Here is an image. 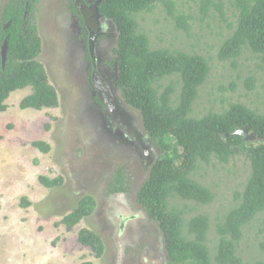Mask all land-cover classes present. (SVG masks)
I'll list each match as a JSON object with an SVG mask.
<instances>
[{"label":"rangeland","instance_id":"374dc122","mask_svg":"<svg viewBox=\"0 0 264 264\" xmlns=\"http://www.w3.org/2000/svg\"><path fill=\"white\" fill-rule=\"evenodd\" d=\"M171 1L177 6L178 15L192 17L188 21L189 34L176 31V22L162 3L134 18L141 33L149 36L151 47L175 50L182 45L195 46L196 53L211 59L212 72L201 88L192 117L203 118L238 102L262 113L264 67L259 57L245 50L234 67L232 62H220L216 51L211 50L221 33H231L228 25L235 20L231 0H214L224 5L229 22L217 20L210 28L200 24L199 2ZM8 2L0 0V22ZM74 3L38 0L33 15L42 39L39 61L57 91L59 107L23 111L19 108L21 100L32 94V88H27L14 92L6 101L8 109L0 113V264H170L159 225L137 203V193L162 153L148 138L141 113L126 103L117 86L113 53L119 36L116 25L105 19L107 22L97 34L95 55L100 80L96 81L92 77L87 34L73 13ZM250 78L255 80L253 91L247 88ZM176 80L167 79L163 84ZM222 97L227 104L221 102ZM245 140L250 144L258 142L249 131ZM36 142L49 144L51 152L41 153L32 146ZM118 170L126 176L130 191L109 194ZM249 175L250 163L245 155L229 165L216 161L201 165L192 178L209 188L215 201L198 206L174 198L170 204L186 210L187 220L208 215L209 246L215 247L218 219L236 205L235 191L246 184ZM41 177L62 178L64 183L47 189L41 184ZM88 195L95 198L96 211L68 232L61 221ZM24 199L31 207L21 208ZM83 229L102 239L105 253L101 258L79 243ZM262 244L264 213L244 230L238 249L243 264L264 260Z\"/></svg>","mask_w":264,"mask_h":264},{"label":"trees","instance_id":"16d2710c","mask_svg":"<svg viewBox=\"0 0 264 264\" xmlns=\"http://www.w3.org/2000/svg\"><path fill=\"white\" fill-rule=\"evenodd\" d=\"M192 1L199 2L200 24L206 28L217 20L229 22L221 2ZM37 2L9 0L2 10L0 113L8 109L6 101L12 93L30 87L32 94L21 102L22 110L43 111L59 107L57 91L39 61L42 39L33 21ZM161 3L168 16L175 20L176 31L189 34L188 21L192 17L178 15L179 10L171 0H103L98 7L100 15L111 20L119 34L113 52L118 71L117 86L126 103L141 113L148 138L162 153L139 189L137 203L148 218L159 225L164 237L163 250L170 264H243L238 249L244 239V230L264 213V111L260 113L238 102L229 103L227 110L203 118L192 117L201 88L212 72L211 59L196 53L195 46L182 45L175 50L151 47L149 36L141 33L134 17L153 11ZM231 8L235 19L228 25L231 33L228 36L221 33L220 38L213 41L215 45L211 50L216 51L220 62H232L234 67L245 50H250L264 67V0H231ZM83 20L80 16L84 28ZM7 38V60L3 65L2 50ZM171 78L177 80L163 84ZM246 83L248 90L253 91L254 78ZM221 102L227 104L228 101L222 97ZM242 130H248L258 142H246L238 133ZM32 146L45 155L52 150L45 142H36ZM240 155L247 157L250 175L246 184L235 191L236 205L218 219L215 229L217 245L212 249L209 246V216L200 214L187 220V211L171 206L170 200L178 198L198 206L210 205L215 201V194L195 181L192 175L201 165H210L213 161L229 165ZM40 182L47 189L61 187L64 183L62 178L51 180L45 177H41ZM112 183L114 187L109 194L130 191L122 170L116 172ZM29 207L31 203L24 199L21 208ZM96 208L95 198L85 196L60 225L72 232L84 219L91 217ZM78 239L81 245L92 250L96 258L104 255L103 241L96 233L83 229ZM261 247L264 249V244ZM255 264H264V260H257Z\"/></svg>","mask_w":264,"mask_h":264},{"label":"flooded vegetation","instance_id":"af4514ba","mask_svg":"<svg viewBox=\"0 0 264 264\" xmlns=\"http://www.w3.org/2000/svg\"><path fill=\"white\" fill-rule=\"evenodd\" d=\"M103 0H97L94 3L93 2H86L85 0H74V4L76 6L72 7L73 13L75 16L80 20V16L84 19L83 21L85 26L84 30L86 29L87 31V47H88V52L89 56L91 58V70L93 71L92 77L95 78L96 81H98V78L100 80V76L98 77L97 73V56L95 55V48L97 44V34L100 33V31L103 29V24L107 21H105V18L102 16L100 17L98 14V7L102 3ZM77 10L79 14L77 13ZM114 51V50H113ZM93 65V66H92ZM92 78V80H94ZM96 85V83H94ZM103 94H105V90L102 91ZM110 92H112L110 90ZM108 97H106L107 99ZM111 99L113 100L114 104V96L111 95Z\"/></svg>","mask_w":264,"mask_h":264},{"label":"water","instance_id":"95a60500","mask_svg":"<svg viewBox=\"0 0 264 264\" xmlns=\"http://www.w3.org/2000/svg\"><path fill=\"white\" fill-rule=\"evenodd\" d=\"M27 15H28V13L25 14V18H26ZM9 25H10V24H8V25L6 26L5 29H7ZM8 41H9V38L6 39L5 44H4V46H3V50H2L3 65H5L6 60H7ZM247 132H248V130H242V131H239L238 133L241 134V135H243L244 138H245V134H246Z\"/></svg>","mask_w":264,"mask_h":264},{"label":"clouds","instance_id":"9594fccd","mask_svg":"<svg viewBox=\"0 0 264 264\" xmlns=\"http://www.w3.org/2000/svg\"><path fill=\"white\" fill-rule=\"evenodd\" d=\"M98 13H99V12H98ZM99 16L101 17L100 13H99ZM117 76H118V75H117ZM116 80H117V77H116ZM30 88H31V87H30ZM20 91H21V90H20ZM12 94H13V93H12ZM12 94H11V95H12ZM29 96H30V95H29ZM24 99H25V98H24ZM24 99H22V101H23ZM8 100H9V99H8ZM8 100H7V101H8ZM22 101H21V102H22ZM21 102H20V104H21ZM19 108H20V105H19ZM20 109H21V108H20ZM28 110H32V109H28ZM23 111H26V110H23ZM4 113H5V112H4Z\"/></svg>","mask_w":264,"mask_h":264},{"label":"crops","instance_id":"0c3cea01","mask_svg":"<svg viewBox=\"0 0 264 264\" xmlns=\"http://www.w3.org/2000/svg\"><path fill=\"white\" fill-rule=\"evenodd\" d=\"M22 101V100H21Z\"/></svg>","mask_w":264,"mask_h":264}]
</instances>
